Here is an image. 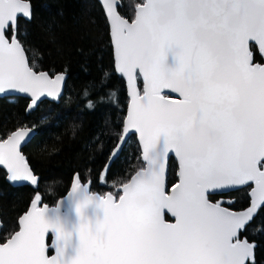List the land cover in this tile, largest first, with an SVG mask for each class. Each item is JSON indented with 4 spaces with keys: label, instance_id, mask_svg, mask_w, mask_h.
<instances>
[{
    "label": "snow or ice",
    "instance_id": "obj_1",
    "mask_svg": "<svg viewBox=\"0 0 264 264\" xmlns=\"http://www.w3.org/2000/svg\"><path fill=\"white\" fill-rule=\"evenodd\" d=\"M107 9L117 68L132 89L124 133H139L146 166L122 185L118 203L111 195L84 201L97 199L104 216L79 226V247L67 264H246L254 245L238 231L264 206V65L252 63L249 50L253 41L264 51V0H146L131 23L113 3ZM19 15L30 17L29 3L0 0V94H30L31 107L41 96L57 97L65 77L28 66L15 35ZM137 73L142 95L135 91ZM26 137L30 130L22 128L0 142V164L11 180L35 184L19 151ZM172 152L179 183L167 195L164 162ZM243 185L254 186L242 212L206 195ZM79 187L74 183L73 191ZM39 199L21 218V230L0 245V264H66L62 247L45 255L47 229L67 234L44 218ZM165 209L175 223L165 222Z\"/></svg>",
    "mask_w": 264,
    "mask_h": 264
},
{
    "label": "trees",
    "instance_id": "obj_2",
    "mask_svg": "<svg viewBox=\"0 0 264 264\" xmlns=\"http://www.w3.org/2000/svg\"><path fill=\"white\" fill-rule=\"evenodd\" d=\"M30 18L18 17L15 35L31 67L49 73H67L57 100H43L27 112L24 96L0 97V138L19 126H32L35 135L23 146L25 159L38 181L35 187L12 186L0 167V241L17 230V220L37 196L41 204L54 205L67 192L72 177L89 182L91 191L120 194L118 187L143 166L132 134L109 165L110 152L121 135L128 103L124 79L114 68L109 26L97 0H29ZM143 0H120L118 10L131 19ZM12 35V29L6 32ZM253 61L262 62L254 44ZM139 86L141 82L139 80ZM167 187L177 181V163L169 157ZM251 186L209 195L224 197L229 208L251 204ZM254 245L247 264H264V206L240 231Z\"/></svg>",
    "mask_w": 264,
    "mask_h": 264
},
{
    "label": "water",
    "instance_id": "obj_3",
    "mask_svg": "<svg viewBox=\"0 0 264 264\" xmlns=\"http://www.w3.org/2000/svg\"><path fill=\"white\" fill-rule=\"evenodd\" d=\"M106 17V20L108 22V26H109V36H110V42L112 45V53H113V61H114V68L115 71L118 75H120L125 82V86H126V93L128 96V103H127V107H126V112H125V116L123 119V124H122V130H121V135L119 137V139L117 140L116 144L114 145V147L112 148L108 161L107 163L109 164L115 157H117L121 151V149L123 148V146L125 145V143L127 142L128 138L133 134L136 138V141L138 143L139 146V150H140V159L143 162V166L138 168L134 173L131 174V176L128 178V181L126 183H128L131 178L136 174L137 171L141 170L142 168H144L146 166V162L143 160V149H142V145L140 143V138H139V133L136 132L135 130L129 131L128 133H124V127H125V121L127 119V114H128V109L131 103V92L132 89H130L129 84H128V80L127 77L124 76L117 68V64H116V59H115V46H114V41H113V37L111 34V19L108 15V9H107V4L108 3H113L114 7H115V11L122 16L124 19H126L129 23H131L136 16V10L137 7L139 5H142L146 2V0H143V2L139 3L136 5L135 7V12H134V16L131 19H128L126 17H124L123 15L120 14L119 10H118V4L120 3V0H97ZM24 2L29 3L30 5V15H31V11H32V5L31 2L29 0H24ZM18 17H24L25 19H28L30 17H25L23 15H19ZM11 28V27H9ZM6 29V32L9 30ZM6 37L9 39V41L11 40L12 35L8 36L6 33ZM17 38V37H16ZM18 42L20 43V46L22 47L23 51H24V57L25 60L28 63V66L30 68H32V70L36 73H40V72H44L46 73L49 78H55L57 75H63L65 77V80L62 82V90L61 93L53 98V97H47L46 95L41 96L38 98L37 103L35 105H32L31 107H29L31 105V95L27 94V93H20L18 91H7L5 93L0 94V97H4V96H24L28 99L27 105H26V111L29 112L33 109H35L38 104L43 101V100H57L63 90H64V86H65V82L67 79V73H65L64 71H57L54 73H49L47 70H36L33 67L30 66L29 61H28V57L27 54L25 52L24 47L22 46L21 42L19 41V39L17 38ZM254 44L257 49L259 50L261 57H262V62H258V61H253V56H252V63L254 64H262L264 65V51H262L259 47L258 44H256L253 41H250V45ZM250 45H249V50L251 52L250 49ZM167 63L169 64V66H172L173 64V58H172V54L169 53L168 57H167ZM139 80L141 82V87L139 86ZM143 90H144V80L143 77L137 73V79H136V83H135V91L139 92L141 95L143 94ZM165 96L169 97L170 100L179 102L182 97L179 95V93H175V92H171L170 90H162ZM22 128H27L30 130V138L26 137L25 141H22L20 146H19V151L21 156L24 158L25 163L27 164L29 170L32 172V174L34 176H36L37 181H38V176L34 174L30 164L28 163V161L25 159V155L22 151L23 146L32 138V132H36V129L32 126H19L17 128H15L14 130H12L6 137L4 138H0V142H4L6 141L14 132H16L19 129ZM121 136H124L123 141H121ZM120 145V149L117 152V146ZM174 157L177 163V181L174 184H178L179 183V160L178 158L175 156V153H169L168 157L165 159L164 162V184H165V193L167 195H170L173 191L172 186L171 187H167V165H168V159L169 157ZM0 167L4 169L5 171V180L7 183H9L12 186H23V185H28L30 187H35L37 182L35 184L31 183L30 181H25L23 179L20 180H11L10 177V173L7 169L6 165L0 164ZM74 183H78L79 184V188L75 191H73V184ZM125 184V183H124ZM173 184V185H174ZM248 185H243V186H232V187H228V188H223V189H215V190H210L206 195L208 197V200L210 203L216 204V203H220V206L222 208H227L230 211L233 212H242L245 209L242 210H233L229 208V202L227 201V199H220L217 202H213L209 199V195H213V194H223L226 193L228 191H232V190H236L242 187H245ZM254 185H251V187ZM119 191H121L120 195L116 198L112 193H106L105 195L101 196L98 193H94L91 191L90 188V183L86 182V183H81L78 180V176L75 174L72 178V181L70 183V186L67 190V192L64 194L63 197H61L54 205H47V204H41L39 201H37L36 203V207L38 209H43L46 208L45 212H44V218L52 225H58L64 233L67 234L66 238H61L58 237V234L56 232V229L53 228H49L46 230L45 232V237H44V244H45V255L48 258H52L53 256H55L57 254V247H62L63 248V259L65 260L66 264L68 261H70V259L72 257H74L76 255L77 249L79 247V236H78V228L82 223H88L89 225L94 226L99 220L103 219L104 216V212H103V208L99 206V202L97 199L93 198L91 200L88 201V203H84V201L86 199H88L89 196H96V197H107L109 195H111L112 199L115 202H119V198L121 195H123V188L122 186L119 187ZM35 200V199H34ZM78 206H80L79 211H77ZM251 206V204H250ZM249 206V207H250ZM33 207V200L31 201V203L29 204L28 208L26 209V211L24 213H22L18 220V228L16 231H14L11 236L9 238H7L4 242L0 241V245L7 243V241L9 239H11V237L13 235H15L16 232H19L21 230V218L24 217L29 211H31ZM255 215V214H254ZM254 217V216H253ZM165 222L167 223H175V217L169 213L166 209L164 210V216H163ZM250 222V221H249ZM247 222L246 225L249 223ZM245 225V226H246ZM1 227H2V222L0 221V231H1ZM242 230V229H241ZM238 231V238L241 240H247L244 237H240V231ZM248 241V240H247ZM249 242V241H248ZM250 243V242H249ZM252 244V243H251ZM253 254H254V248H253ZM253 256V255H252ZM248 261H246L247 264Z\"/></svg>",
    "mask_w": 264,
    "mask_h": 264
},
{
    "label": "flooded vegetation",
    "instance_id": "obj_4",
    "mask_svg": "<svg viewBox=\"0 0 264 264\" xmlns=\"http://www.w3.org/2000/svg\"><path fill=\"white\" fill-rule=\"evenodd\" d=\"M107 165H109V164L107 163ZM74 175H75V174H74ZM74 175H73V176H74ZM72 178H73V177H72ZM78 180H79V178H78ZM71 181H72V180H71ZM79 182H80V181H79ZM81 183H86V182H81ZM90 188H91V186H90ZM223 198H224V197H221V198H219L218 200L223 199ZM224 199H226V198H224ZM218 200H217V201H218ZM217 201H216V202H217ZM227 201H228V200H227ZM213 202H214V201H213Z\"/></svg>",
    "mask_w": 264,
    "mask_h": 264
},
{
    "label": "rangeland",
    "instance_id": "obj_5",
    "mask_svg": "<svg viewBox=\"0 0 264 264\" xmlns=\"http://www.w3.org/2000/svg\"><path fill=\"white\" fill-rule=\"evenodd\" d=\"M117 191H119V187H118V189H117ZM120 193H121V191H119ZM112 193V192H111ZM113 194V193H112ZM114 195V194H113ZM120 195V194H119ZM116 198L118 197V195L116 196V195H114Z\"/></svg>",
    "mask_w": 264,
    "mask_h": 264
},
{
    "label": "bare ground",
    "instance_id": "obj_6",
    "mask_svg": "<svg viewBox=\"0 0 264 264\" xmlns=\"http://www.w3.org/2000/svg\"><path fill=\"white\" fill-rule=\"evenodd\" d=\"M108 193H111V192H108ZM106 194V193H105ZM105 194H103V195H105ZM100 195V194H99ZM103 195H101V196H103Z\"/></svg>",
    "mask_w": 264,
    "mask_h": 264
},
{
    "label": "built area",
    "instance_id": "obj_7",
    "mask_svg": "<svg viewBox=\"0 0 264 264\" xmlns=\"http://www.w3.org/2000/svg\"><path fill=\"white\" fill-rule=\"evenodd\" d=\"M171 186H173V185H171ZM171 186H170V187H171Z\"/></svg>",
    "mask_w": 264,
    "mask_h": 264
}]
</instances>
